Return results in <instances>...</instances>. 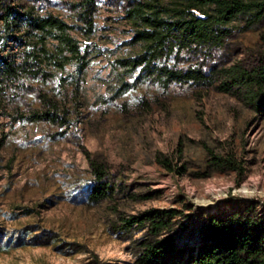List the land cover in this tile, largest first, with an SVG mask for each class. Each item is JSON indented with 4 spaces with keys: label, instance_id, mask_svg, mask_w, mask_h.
I'll list each match as a JSON object with an SVG mask.
<instances>
[{
    "label": "rangeland",
    "instance_id": "rangeland-1",
    "mask_svg": "<svg viewBox=\"0 0 264 264\" xmlns=\"http://www.w3.org/2000/svg\"><path fill=\"white\" fill-rule=\"evenodd\" d=\"M2 1L64 21L85 67L42 63L8 76L6 63L29 60L36 41L25 33L26 19L20 31L7 30ZM149 1L0 0V264H135L143 232L117 227L153 208L226 215L255 201L264 214L261 103L218 90L223 70L264 65V20L239 18L221 45L176 50L132 69L125 63L147 47L134 41L128 14ZM46 47L54 51L58 41ZM166 69L200 72L214 83L171 79ZM90 158L110 173L106 198L92 197ZM229 158L243 175L216 165ZM160 159L183 174H171ZM188 222L181 236L194 242L201 220Z\"/></svg>",
    "mask_w": 264,
    "mask_h": 264
},
{
    "label": "trees",
    "instance_id": "trees-1",
    "mask_svg": "<svg viewBox=\"0 0 264 264\" xmlns=\"http://www.w3.org/2000/svg\"><path fill=\"white\" fill-rule=\"evenodd\" d=\"M2 3L1 20L8 31H20L26 20V35L35 39L33 56L20 64L6 63V73L12 79L19 73L34 72L42 63L64 69L74 62L84 68L87 61L79 44L72 39L71 29L59 18L36 17L23 14L19 9ZM135 24L134 41L147 47V52L139 60L128 64L132 69L139 65L151 64L158 58L177 51L213 48L221 45L228 36V26L239 18L250 17L254 23L264 20V0H180L163 5L160 0L142 2L135 5L128 14ZM58 41L54 51L48 50V39ZM36 69V70H35ZM171 79L187 80L194 77L196 82L211 85L206 75L200 72H176L166 69ZM1 78V72H0ZM218 90L224 93L238 91L264 112V65L251 70L233 66L223 70ZM264 108V107H263ZM35 119L41 116L36 114ZM173 175H182L176 166L166 160H159ZM229 170H237L243 175L241 163L229 159H216V165ZM94 178V199L106 198L110 193V173L104 162L90 158ZM230 199H234L231 195ZM188 211L192 207L186 206ZM189 219H200L198 238L192 242L184 239L182 232L193 225ZM117 231L143 232L136 243L135 264H264V214L256 213V202L226 215L211 214L199 209L193 214H185L178 208H153L139 215L121 220Z\"/></svg>",
    "mask_w": 264,
    "mask_h": 264
}]
</instances>
